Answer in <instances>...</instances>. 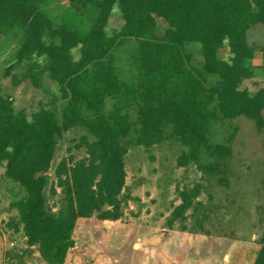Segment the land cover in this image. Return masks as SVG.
<instances>
[{"label":"trees","instance_id":"trees-1","mask_svg":"<svg viewBox=\"0 0 264 264\" xmlns=\"http://www.w3.org/2000/svg\"><path fill=\"white\" fill-rule=\"evenodd\" d=\"M52 1L0 0V44L15 45L0 68V164L3 178L25 193L13 206L27 247L46 264H65L69 255L90 264L76 246L75 229L94 215L103 222L121 219L131 199L125 195L131 147L176 141L186 148L179 167L193 164L223 185L232 147L229 140L214 142L216 129L241 117L264 129V86L255 92L244 87L256 77L258 52L264 62V46L248 41L264 26V0H68L75 18L94 12L87 30L75 27L70 15L52 17L46 9ZM115 9L120 23L110 28ZM159 21L166 25L162 34ZM188 43L201 47L202 67L193 63ZM46 77L57 85V100L31 114L3 95V80L44 89ZM78 127L87 132L76 144L86 156L76 159L69 148L53 183L49 172L59 142ZM49 186L59 195L57 210L47 204ZM201 192L200 184L179 192L164 237L149 245L158 264L186 260L187 242L173 254L165 242L175 223L202 205ZM11 225L18 230L15 220ZM257 244L252 264H264V230Z\"/></svg>","mask_w":264,"mask_h":264},{"label":"rangeland","instance_id":"rangeland-1","mask_svg":"<svg viewBox=\"0 0 264 264\" xmlns=\"http://www.w3.org/2000/svg\"><path fill=\"white\" fill-rule=\"evenodd\" d=\"M57 19L69 20L80 30L91 25L94 12L75 18L69 10L68 0H54L46 7ZM120 23L119 11L115 9L110 28ZM166 25L159 21L162 34ZM250 44L264 46V26L253 29L248 37ZM227 48V45H226ZM15 45L9 40L0 44V68L8 63ZM187 50L193 63L203 66L201 47L188 43ZM228 50L223 49V57ZM256 77L245 82L250 92L264 86V62L258 52L252 61ZM215 84V79L210 80ZM4 96L11 97L16 110L29 114L57 100V85L45 78L44 89H36L26 82L13 86L10 80L1 82ZM61 109V102L56 101ZM87 134L83 128H73L60 140L49 172L56 182L54 169L68 149L76 159L86 156L85 149L76 144ZM230 141L232 156L229 160L226 184L220 185L216 177L204 175L195 165L182 168L177 159L186 148L176 141H165L151 148L131 147L126 155V190L131 199L124 205L121 219L100 221L96 215L78 222L74 233L77 248L83 249L90 264H157L149 245L159 242L166 233V222L174 208L181 203L179 192L195 185L202 186L197 198L199 205L187 212L185 221H177L169 231L165 248L170 253L181 249L187 242V260L184 264H252L264 230V129L259 131L254 122L241 117L216 129L214 142ZM4 165L0 164V264H46L36 248H28L13 204L24 198L23 189L10 179L3 178ZM60 190L57 188V193ZM47 204L57 210L59 195L45 192ZM15 220L18 230L11 225ZM31 251V252H30ZM65 264H82L78 257L68 256Z\"/></svg>","mask_w":264,"mask_h":264},{"label":"crops","instance_id":"crops-1","mask_svg":"<svg viewBox=\"0 0 264 264\" xmlns=\"http://www.w3.org/2000/svg\"><path fill=\"white\" fill-rule=\"evenodd\" d=\"M257 251H258V249H257ZM156 260V259H155ZM186 260H187V257H186ZM186 260L182 263V264H184L185 262H186ZM157 262V261H156ZM253 263V262H252ZM158 264V263H157Z\"/></svg>","mask_w":264,"mask_h":264}]
</instances>
